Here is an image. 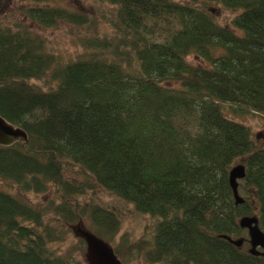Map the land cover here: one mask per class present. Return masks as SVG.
I'll return each instance as SVG.
<instances>
[{
	"label": "trees",
	"instance_id": "trees-1",
	"mask_svg": "<svg viewBox=\"0 0 264 264\" xmlns=\"http://www.w3.org/2000/svg\"><path fill=\"white\" fill-rule=\"evenodd\" d=\"M9 1L35 4L18 10L43 29L95 24L45 0ZM100 1L114 9V34L84 38L86 53L64 65L0 20V116L28 135L0 147V178L57 199L42 209L0 190V264H84L50 250L66 234L45 223L48 212L62 224L87 219L124 264H264L225 238L240 239L239 219L254 214L264 233V146L235 118L264 115V0ZM207 4L236 16L222 26ZM50 73L55 89L31 83ZM240 160L235 205L229 171ZM70 165L94 184L67 178ZM94 185L154 218L152 242L118 241V215L79 201Z\"/></svg>",
	"mask_w": 264,
	"mask_h": 264
},
{
	"label": "rangeland",
	"instance_id": "rangeland-1",
	"mask_svg": "<svg viewBox=\"0 0 264 264\" xmlns=\"http://www.w3.org/2000/svg\"><path fill=\"white\" fill-rule=\"evenodd\" d=\"M35 4H20L12 3L9 0H0V20L7 22L9 25H18L20 29H27L31 34L38 36L44 42L46 49L53 53L59 60L61 65L77 60L82 54L86 53L83 47V39L94 36L111 37L114 31L108 24L107 19L113 16L114 9L108 3H103L100 0H45L40 5L46 7L64 8L72 12L82 13L92 17L95 21L93 27L80 28L72 27L65 24H60L55 29H43L38 27L35 23L27 20L21 13L18 7H30ZM207 8L213 15L214 19L222 26L230 25L231 20L236 16L234 12L224 9L218 4H207ZM189 62L193 66H203L201 62L194 55H190ZM55 66L52 70H55ZM31 83L44 91L53 90L57 87L58 82L52 78L51 73L44 80H34ZM229 113V111H228ZM235 118L241 123L248 126L251 130L252 137L257 146H264V115L261 114H241L235 115ZM238 161L236 165L241 164ZM67 178L75 179L80 183L94 184L92 178L87 175L81 168L70 165L66 169ZM0 190L5 191L13 196L19 197L33 207L47 208L51 202H57V199L50 188L44 195H34L22 193L18 187L6 180L0 178ZM244 198L243 194L239 193ZM83 205L99 204L109 210L114 211L121 221V228L117 235V240L121 238L128 239L135 242L137 239L144 238L150 243L155 230V219L149 215L141 214L135 210L133 205L125 202L119 197L109 193L108 191L94 185L93 189L87 192L79 200ZM252 206H257L256 201L253 199L250 202ZM54 216L51 212L45 216V223L51 227H57L65 232V238L62 242L51 244L50 250L56 255H63L66 252H71L74 259L86 262V251L82 250V245L79 241V236L75 233L78 223L62 224L54 222ZM79 224L83 228L88 229L89 221L87 219L80 221ZM240 239H248L246 231L242 232ZM237 239V240H240ZM245 250H248L244 246ZM134 264H147L143 258Z\"/></svg>",
	"mask_w": 264,
	"mask_h": 264
},
{
	"label": "water",
	"instance_id": "water-1",
	"mask_svg": "<svg viewBox=\"0 0 264 264\" xmlns=\"http://www.w3.org/2000/svg\"><path fill=\"white\" fill-rule=\"evenodd\" d=\"M264 139V135L262 137ZM17 143H28L27 133L14 125L10 124L0 116V147H10ZM245 177V167L237 165L229 171V185L231 187L235 205L244 203V199L238 192L239 181ZM239 227L246 229L249 236V253L254 256L264 257V233L259 227L258 218L255 216H244L239 219ZM75 233L83 239L86 247L87 264H124L114 253L112 246L93 232L78 224ZM236 247L242 246V239L233 240L225 237ZM261 249V252L258 251Z\"/></svg>",
	"mask_w": 264,
	"mask_h": 264
},
{
	"label": "flooded vegetation",
	"instance_id": "flooded-vegetation-1",
	"mask_svg": "<svg viewBox=\"0 0 264 264\" xmlns=\"http://www.w3.org/2000/svg\"><path fill=\"white\" fill-rule=\"evenodd\" d=\"M252 216H255V217H257V215L256 214H254V215H252ZM252 216H250V217H252ZM246 232H247V230L246 229H244ZM247 234H248V232H247ZM243 241V243H242V246L244 245V244H248V250L250 249V242H249V236H248V239H243L242 240ZM258 251H260L261 252V249H258Z\"/></svg>",
	"mask_w": 264,
	"mask_h": 264
}]
</instances>
